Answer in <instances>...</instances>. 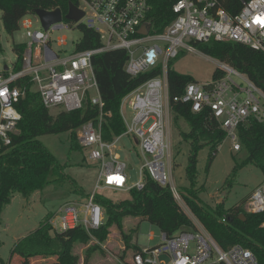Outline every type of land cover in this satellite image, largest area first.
I'll list each match as a JSON object with an SVG mask.
<instances>
[{"label": "built area", "instance_id": "obj_1", "mask_svg": "<svg viewBox=\"0 0 264 264\" xmlns=\"http://www.w3.org/2000/svg\"><path fill=\"white\" fill-rule=\"evenodd\" d=\"M78 7L85 13L78 24L63 19L48 31L33 32L30 16L22 20L21 26L27 30L30 39L23 69L19 72L8 70V76L0 72V151L10 147L13 135L18 133L22 115L15 105L23 93L12 84L24 76L32 78L48 109L60 107L63 111L74 112L81 110L86 100L97 106L100 110L98 122L85 123L77 136L81 147L90 150L89 158L99 168L98 182L88 198L63 206L49 221L57 233L83 228L92 235L106 220L105 208L95 200L105 189L142 191L148 174L161 186H169L174 196L180 198L172 180L169 182L168 166L172 157L167 138L172 101L169 63L183 48L195 51L194 42L209 43L212 40L240 43L264 53V0H242V7L236 13L228 11L220 0H179L173 6L176 20L161 34L154 33L152 27L147 37L141 36L139 30L148 23L149 0H80ZM80 24L99 34L101 48L64 56L62 49L67 45V38L61 37L55 41L59 51L53 49L51 34L54 31L71 30L73 25ZM115 50L128 53L125 70L132 78L159 66H162V73L123 98L121 115L126 132L107 142L103 138L102 125L105 116L112 115L104 113L105 102L92 58ZM219 69L224 73L221 79L206 85L190 83L183 94L173 100L189 106L194 114L208 111L226 137L233 140L234 151L240 152L239 129L251 120L264 124V90L229 64L220 62ZM127 109L133 112L130 122L125 114ZM125 136L137 141L143 162L140 179L133 185H130L128 164L116 151L118 142ZM245 210L264 216V184L248 199ZM200 226L198 230L182 231L173 237L162 233L160 245L141 249L132 255L129 264H259L254 252L241 245L224 251ZM261 228L264 229V222ZM153 236L151 234L150 239ZM163 256L169 261L162 260Z\"/></svg>", "mask_w": 264, "mask_h": 264}, {"label": "trees", "instance_id": "obj_2", "mask_svg": "<svg viewBox=\"0 0 264 264\" xmlns=\"http://www.w3.org/2000/svg\"><path fill=\"white\" fill-rule=\"evenodd\" d=\"M179 0H149L150 11L147 21L153 25V32L161 34L177 18L173 6ZM71 3L80 4V0H0V11L5 30L9 35H14L21 29L22 20L30 15H35L37 10L54 11L62 10L67 15ZM228 11H240L242 2L235 9L224 6ZM82 33V39L76 44L75 53L95 50L102 47L99 34L83 24L72 26ZM194 47L205 55L226 63L247 75L264 90V53L255 51L247 46L235 42L193 43ZM28 48L27 44H15L14 51L17 61L14 71L23 69V58ZM2 50L0 46V51ZM129 56L125 50H115L95 55L92 65L99 85V90L105 102V116L102 125L103 138L107 142L114 141L126 132L121 115L123 98L143 86L150 79L162 73V66L150 72L132 78L125 70ZM8 76V72L4 71ZM224 73L217 68L213 82L218 81ZM169 92L172 97L170 109L178 118H183L190 127L189 132L181 134L183 139L190 144V154L186 168L189 187L181 192L182 197L203 227L214 238L218 245L227 251L235 245H241L254 252L259 264H264V222L263 215H253L246 212L243 206L230 210L219 203L216 207L203 202L200 198L202 188L198 183V165L200 151L206 146L211 147V160L217 149L226 140V133L220 128L217 120L208 112L194 114L190 107L173 98L181 96L185 88L196 82L192 77L176 72L172 61L168 66ZM23 93L15 105L22 115L18 125V133L13 135L12 145L0 151V215L5 207L12 201L16 193L30 198L35 192L43 191L50 183L51 175H61L60 166L52 152L42 143L40 137L50 134L71 133L72 148L80 149L77 131L85 123L98 122L100 110L90 100H86L81 110L74 112L62 111L57 116L51 114L46 108L37 92L30 76H24L12 84ZM239 138L242 150L248 152V158L237 164L233 171L236 174L247 165H255L264 173V124L251 120L239 129ZM241 150V151H242ZM145 188L142 191H130V200L114 202L105 195L97 194L96 202L106 210V220L100 229L94 230L92 235L101 243H105L110 235V230L116 228L121 232L126 250L133 254L141 251L137 244H132L134 234H138L140 223L148 221L156 226L168 237H173L182 231H194L193 223L188 214L181 208L169 186H161L150 175L145 176ZM90 195H85L88 198ZM48 216L39 229L31 235L20 240L12 252L20 257L21 264H31L35 257H57V264H79V256L73 253L76 243L88 245L91 235L83 228L69 230L65 233L53 231ZM139 220L136 228L131 233L125 231L128 219ZM225 220V221H224ZM100 246H93L87 253L95 252ZM126 256L122 257L125 261ZM11 259V261H12ZM0 258V263H1Z\"/></svg>", "mask_w": 264, "mask_h": 264}, {"label": "rangeland", "instance_id": "obj_3", "mask_svg": "<svg viewBox=\"0 0 264 264\" xmlns=\"http://www.w3.org/2000/svg\"><path fill=\"white\" fill-rule=\"evenodd\" d=\"M220 2L232 10L242 0H220ZM2 16L0 11V46L2 48L0 51V72H4L5 67H8L10 71L14 70L17 61L14 45L27 44L30 41L27 37V30L22 26L17 33L9 35L5 30ZM30 19L34 23L33 32L43 30L36 15H30ZM51 36L52 47L56 51H59V48L55 41L61 37L67 38V45L62 49L64 56L72 54L76 44L82 39V33L76 27L71 30L54 31ZM219 64V60L205 55L198 49L189 51L183 48L180 55L172 60V67L176 72L190 76L197 83L203 85L213 82ZM237 80L240 81V79ZM62 111L60 107L50 109L54 116ZM125 114L130 122L133 112L127 109ZM189 131V124L183 118H178L176 113L171 110L167 130L172 156L168 166L169 182L172 180L179 191L180 198L174 197L192 220L195 231L202 224L190 211L181 194L183 189L190 185L186 173L190 144L181 136L182 133ZM40 140L55 156L60 166V173L65 178L59 180L61 175H51L47 187L43 191L35 192L30 198H25L20 193L13 196L11 203L0 215V258L2 260L0 264H20V257L14 256L12 259V252L16 244L39 229L48 216L55 215L63 206L85 200V195L93 193L98 182L99 168L95 162L90 160V150L73 149L70 132L43 135ZM117 147V153L128 164L130 185H133L140 179V169L143 164L137 141L133 137L125 136L118 142ZM211 157L210 146H206L200 151L198 183L199 188H202L201 200L212 207L222 203L226 210L238 206L245 208L248 199L264 184V173L255 165L250 164L242 168L236 176L233 175L237 164H241L248 158V152L244 149L240 152L234 151V142L228 137L217 149L212 160ZM102 193L114 202L132 198L131 193L126 191L105 189ZM138 223V219H128L125 223V231L131 233L130 230L136 228ZM151 234L154 235L153 239H150ZM161 236L162 232L159 228L151 225L148 221H142L138 234H134L132 244H137L141 249H148L160 245L162 243ZM97 245L100 246L99 250L87 253L90 247ZM190 252L194 253L193 249ZM73 253L79 256V264H129L133 255V251L126 250L121 232L116 228L110 230V235L105 243L101 244L91 235L90 243L88 245L76 243ZM124 255L126 259L123 262ZM162 260L169 261L166 256H163ZM57 261V257H35L31 260V264H57Z\"/></svg>", "mask_w": 264, "mask_h": 264}, {"label": "water", "instance_id": "obj_4", "mask_svg": "<svg viewBox=\"0 0 264 264\" xmlns=\"http://www.w3.org/2000/svg\"><path fill=\"white\" fill-rule=\"evenodd\" d=\"M35 15L39 18L43 29L48 31L52 25L61 23L63 19L78 24L85 16V13L77 5L71 3L69 6V11L65 17H63V12L60 9L54 11L37 10ZM152 27L153 25L150 22L145 23L139 30V34L144 37L149 36ZM8 70L9 68L5 67V71Z\"/></svg>", "mask_w": 264, "mask_h": 264}, {"label": "crops", "instance_id": "obj_5", "mask_svg": "<svg viewBox=\"0 0 264 264\" xmlns=\"http://www.w3.org/2000/svg\"><path fill=\"white\" fill-rule=\"evenodd\" d=\"M11 264V263H10ZM20 264H21V259H20Z\"/></svg>", "mask_w": 264, "mask_h": 264}, {"label": "bare ground", "instance_id": "obj_6", "mask_svg": "<svg viewBox=\"0 0 264 264\" xmlns=\"http://www.w3.org/2000/svg\"><path fill=\"white\" fill-rule=\"evenodd\" d=\"M64 15V14H63ZM70 22V21H69Z\"/></svg>", "mask_w": 264, "mask_h": 264}]
</instances>
